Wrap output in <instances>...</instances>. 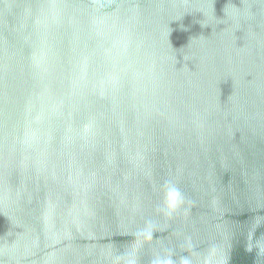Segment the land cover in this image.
Instances as JSON below:
<instances>
[{"label": "water", "instance_id": "obj_1", "mask_svg": "<svg viewBox=\"0 0 264 264\" xmlns=\"http://www.w3.org/2000/svg\"><path fill=\"white\" fill-rule=\"evenodd\" d=\"M0 264H264V0H0Z\"/></svg>", "mask_w": 264, "mask_h": 264}, {"label": "clouds", "instance_id": "obj_2", "mask_svg": "<svg viewBox=\"0 0 264 264\" xmlns=\"http://www.w3.org/2000/svg\"><path fill=\"white\" fill-rule=\"evenodd\" d=\"M164 200L166 209L171 212L182 203L183 196L174 184H172L171 182H166Z\"/></svg>", "mask_w": 264, "mask_h": 264}]
</instances>
